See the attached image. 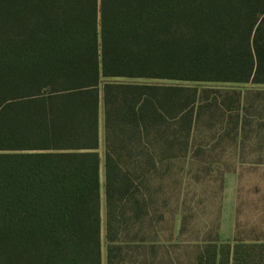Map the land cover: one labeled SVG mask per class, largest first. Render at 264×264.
I'll use <instances>...</instances> for the list:
<instances>
[{
	"label": "trees",
	"instance_id": "trees-1",
	"mask_svg": "<svg viewBox=\"0 0 264 264\" xmlns=\"http://www.w3.org/2000/svg\"><path fill=\"white\" fill-rule=\"evenodd\" d=\"M184 82L264 83V0H0V264H103L104 242L154 264L173 167L225 106ZM236 240L218 222L194 264H257Z\"/></svg>",
	"mask_w": 264,
	"mask_h": 264
},
{
	"label": "rangeland",
	"instance_id": "rangeland-1",
	"mask_svg": "<svg viewBox=\"0 0 264 264\" xmlns=\"http://www.w3.org/2000/svg\"><path fill=\"white\" fill-rule=\"evenodd\" d=\"M184 83L217 89L220 92L210 91L209 97L220 96L225 99V106L203 114L202 126L197 134L203 138L201 145L204 152L197 157L191 156L184 165L177 163L173 167L176 177L173 181L181 182L182 190L173 188L162 209L156 213L158 217L164 213V218L156 223L157 239L162 245H159L154 264H194L205 239H212L215 234L220 223L222 201L233 185H237L239 194L237 234L241 239L251 241L248 243L253 246L252 253L257 264H264V248L257 246L264 244V83ZM237 93L243 96L240 106L237 102L232 104L237 99ZM212 122L216 123V127L206 129L207 124ZM104 149L101 109L98 152L102 184ZM181 167H184L180 174L182 177L175 176V171ZM235 171L239 173L238 178L232 175ZM102 217L105 235L104 206ZM103 245V264H107L106 242ZM143 261L144 257L136 264ZM118 264L130 262L121 255Z\"/></svg>",
	"mask_w": 264,
	"mask_h": 264
},
{
	"label": "crops",
	"instance_id": "crops-1",
	"mask_svg": "<svg viewBox=\"0 0 264 264\" xmlns=\"http://www.w3.org/2000/svg\"><path fill=\"white\" fill-rule=\"evenodd\" d=\"M238 171L232 173V175L238 178ZM227 191V190H226ZM228 198V199H227ZM239 194L237 185H233L229 194L224 196L222 201V208L220 213L219 223V239L222 243H231L234 246L238 241V216L239 215ZM245 242H251L250 240H244ZM258 242V241H256ZM264 242V241H263Z\"/></svg>",
	"mask_w": 264,
	"mask_h": 264
}]
</instances>
